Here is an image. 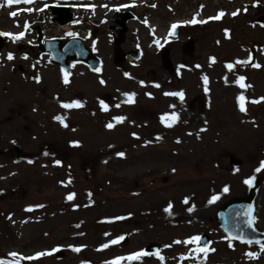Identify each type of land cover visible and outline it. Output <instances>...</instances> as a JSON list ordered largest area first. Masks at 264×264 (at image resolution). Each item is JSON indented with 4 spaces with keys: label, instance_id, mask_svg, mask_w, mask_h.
Masks as SVG:
<instances>
[{
    "label": "rangeland",
    "instance_id": "1",
    "mask_svg": "<svg viewBox=\"0 0 264 264\" xmlns=\"http://www.w3.org/2000/svg\"><path fill=\"white\" fill-rule=\"evenodd\" d=\"M137 12L148 14L160 31L174 20L197 17L198 22L182 29L181 42L161 55L142 46L139 68L126 59L117 67L113 53L116 46L123 55L133 50L136 23L130 20L128 32L114 30L115 39L121 38L117 45L98 31L103 84L98 86L84 69L73 72L72 83L77 88L81 81L78 97L85 103L83 109L67 111L64 129L55 126L58 120L52 115L60 108L57 100H50L44 81L37 90L36 72L20 62L19 50L35 49L29 42L3 41V264H264V242L231 240L214 218L222 204L246 196L245 180L256 177L254 224L264 233V169L256 171L264 161V0H157ZM221 12L220 19H213ZM54 23L47 19L46 37L56 34ZM89 25L85 22L83 28L92 29ZM19 29L1 10L0 30L16 34ZM251 50V64L237 63L248 61ZM10 52L12 63L5 59ZM241 76L244 88L238 83ZM180 92L183 100L165 95ZM126 94H134V103L126 102ZM240 95L246 98V112L239 109ZM98 99L107 111H94ZM173 114L178 119L167 127L171 121L163 118ZM118 117L124 118L122 123L116 122ZM109 123L114 127H106ZM48 147L56 153L44 152ZM231 158L240 164L234 167ZM213 196L219 198L209 203ZM169 204L170 212L165 211ZM202 234L211 240L208 248L215 249L206 258L198 242L186 243ZM149 245L160 248L159 256L130 259ZM246 253L259 256L252 259Z\"/></svg>",
    "mask_w": 264,
    "mask_h": 264
},
{
    "label": "flooded vegetation",
    "instance_id": "2",
    "mask_svg": "<svg viewBox=\"0 0 264 264\" xmlns=\"http://www.w3.org/2000/svg\"><path fill=\"white\" fill-rule=\"evenodd\" d=\"M83 1L84 0H34V3L32 4H25L26 9L31 8L32 11L18 10L19 15L12 18H9V13L16 10V8L19 6L13 5L12 7H8L5 5L3 7H0V11L3 10L5 16L8 19L12 20L13 24L15 23L16 27L20 28L18 33L25 32V36L23 39L20 40L22 41L20 44L24 42H29L28 46L31 49H35V51H30V52H24L18 49L20 52V62H28L27 64L28 70L30 72H36L34 76V82L36 83V85L35 84L34 85L36 86V88L38 86L41 87L42 85L40 84H42L44 81V84H46L48 88L47 91L49 93L50 100H54V101L57 100L58 107L60 108L56 110L55 107V110L52 114L53 117L61 116L66 119L67 111H76L79 109H83V106L79 108H71V109H65L62 106H60L63 103H72V102H79L82 104L81 99L83 101L85 100V98L83 97H78V94L80 93V91H82L81 81L77 88L72 83V76L75 70L76 72H82L83 69L86 70L88 73H91L92 75L95 76L96 84L98 86H102L103 83H101V81H103L102 74L104 70V61L99 56V49H98L99 38L102 37L104 40L109 39L110 43L114 44L116 40L121 39V38L115 39L114 30L121 33L125 28V30H127L128 32L129 30L128 25L130 20H131L130 23H136L139 29L136 31L138 35L134 40L135 44L133 50H129L127 52L128 53L127 55L121 54L120 58L117 59L118 60L117 63L119 65H121L122 62L126 59V63L128 62L129 65L135 67L139 65V61L142 59V57L145 54V49H143L142 46L145 48L146 47L151 48V50L157 53V56L161 55L164 49L167 48L168 46L181 42L179 39L180 32L182 29H185L187 27V26L180 27L179 36L175 39H171L169 37H166L165 35V38L161 40V44H159V42L156 39L157 28L155 27H157V24L152 23L151 18L148 16V14L137 12V10H140L141 7L150 6L152 2L157 0H148L147 2H145L146 0H97L98 10L100 12L101 17L96 20L87 21L88 24H90L89 27H91L92 29H89L90 31L88 32L87 37L85 39L86 44L89 46V48L93 50V55L95 56V58L96 59L98 58L100 61V65L98 68L99 71L97 72L95 71V69H91V67H89L86 63L80 61H73L70 59L67 60V56L61 55L60 53L54 50L48 53L46 51L48 48V44L44 42L39 43L37 40V34H36L37 28L41 29V25L46 19H54L58 14L63 12L61 11L62 8H66L67 10L69 9L72 10L73 8L78 9L80 8V6L86 3ZM3 2L4 0H0V3ZM79 20H81L78 21L79 25H82V19L79 18ZM25 24L28 25L27 29H25ZM99 27L102 28L97 29ZM105 27H107V31L103 29ZM98 31L101 37L98 36ZM0 32L2 31L0 30ZM146 37H148L150 43H148L149 40H147ZM3 38L5 40L11 39L9 37H3ZM253 51L254 50H251L250 54H252ZM10 53H12L14 56L13 52ZM51 53H53L54 56L57 57V61H53ZM25 56H27V59L24 58ZM250 58L252 59V57ZM5 59L8 63L9 62L12 63L14 61V59L8 60L7 56ZM134 61H136V63ZM114 63L116 64L115 61ZM116 66L119 67L117 64ZM174 66H175V62H174ZM17 67L21 68L20 63L16 66V68ZM139 67L140 66H137L136 68ZM65 70L69 73L68 75L69 83L67 84L64 83ZM174 71L176 73V69H174ZM49 74H51L50 77L48 76ZM25 76L26 75L22 73V77L25 78ZM36 77H39V83H37ZM72 85L74 87H71ZM50 86L54 88L52 92L49 91ZM69 88H72L73 90L67 92ZM37 90L39 91V88H37ZM68 96L73 97L75 100L74 99L67 100ZM81 96H83L82 93ZM106 98L109 99L108 96ZM95 101H96V109H94V111L101 113L102 110L101 100L98 99ZM84 103L85 102H83L82 105H84ZM65 119H64V123L68 125V122L66 123ZM58 123L56 122L55 126L60 127L62 129L67 128L64 127L60 121H58ZM46 148L44 149V152L49 153L48 150H50L52 153H56L55 150H51L49 147L48 149ZM15 149L16 151L19 152L21 151L19 147H15Z\"/></svg>",
    "mask_w": 264,
    "mask_h": 264
},
{
    "label": "water",
    "instance_id": "3",
    "mask_svg": "<svg viewBox=\"0 0 264 264\" xmlns=\"http://www.w3.org/2000/svg\"><path fill=\"white\" fill-rule=\"evenodd\" d=\"M65 13V12H64ZM125 31V28L123 32ZM122 33V32H121ZM178 31L175 30L173 36H176ZM42 35L41 32L38 31V41L41 43ZM3 39L0 37V51L3 45ZM119 40L115 41V45H117ZM45 43L49 44L50 49L46 51L51 52L52 50L64 54L67 56V60L73 61H81L86 62L90 67H95L98 60L92 56V50L85 46L81 39H54L45 41ZM190 47V46H189ZM190 50L193 48L190 47ZM51 50V51H50ZM53 61H57V58L51 53ZM115 62L117 65V59L120 58L121 53L118 52L117 48L114 49ZM253 56V54H252ZM66 58V57H65ZM231 165L234 167L240 164V161L235 158H231ZM259 178H253L252 184L250 185L249 191L246 196L238 197L228 200L226 203L222 204L215 213V222L229 237H236L235 239L246 241L247 243L252 242H262L264 241V233L258 231L254 223L251 227L247 225V220L249 217L247 216V209L249 206L253 208L252 216L254 213V199L256 197V192L259 186ZM199 242L202 246H207L209 243V238L206 235H202L200 237ZM158 246L149 245L146 247L145 252L157 251Z\"/></svg>",
    "mask_w": 264,
    "mask_h": 264
},
{
    "label": "snow or ice",
    "instance_id": "4",
    "mask_svg": "<svg viewBox=\"0 0 264 264\" xmlns=\"http://www.w3.org/2000/svg\"><path fill=\"white\" fill-rule=\"evenodd\" d=\"M32 3H34V0H4L3 3H0V7H3L5 5L8 6V7H12L13 5L32 4ZM24 10L25 11H32L31 8L24 9ZM10 15L12 17H16V16L19 15V12L18 11H13V12L10 13ZM223 15H224V13L221 12L219 15H217L213 19H220ZM233 15H236V13H233ZM197 22L198 21H196V20H193L192 21V23H197ZM176 27H177L176 25H173L172 26V33H170V34H174ZM27 28H28V25L25 24V29H27ZM69 35H74V34L69 33ZM24 36H25V32H20L18 34H13V33H10V32H0V37H9L13 41L21 40V39L24 38ZM24 58L27 59V56H25ZM7 59L8 60H13L14 59L13 54L12 53H9L8 56H7ZM250 62H251V58L248 61H237V63H250ZM252 66L253 67H256V68L261 67L259 64H252ZM228 67H229V69H231L233 67V65L229 64ZM95 71L98 72L99 69L97 68V69H95ZM68 75H69V73L65 70L64 71V83L65 84L69 83ZM203 79H204L205 84H207V77H204ZM244 79L245 78L243 76H241V77L238 78V83L240 84V87H242V88L246 87L245 84L243 83ZM36 81H37V83H39V77H36ZM101 83H103V81H101ZM156 87H159V85H156ZM247 87H251V86L248 85ZM205 90L207 91V88ZM126 95H128V94H126ZM165 95H178L181 98V100H183V95L184 94H183V92H180V93H165ZM262 99H264V98H262ZM126 102L127 103H130V104L131 103H134V94L128 95V98H127ZM238 102H239V109H240V111L241 112H246L247 111V108L245 106L246 98L243 95H240L238 97ZM250 102L251 103H260L261 101L260 100H253V101H250ZM101 103H102L103 110L104 111H107L108 110L107 106L106 105H103V102H101ZM61 106L63 108H65V109H71V108H79V107H82L83 105L81 103H79V102H72V103H63ZM117 107H119V105H117ZM55 119L58 120V121H60L61 124L64 127H67L68 126L67 124L64 123V119H65L64 117L57 116V117H55ZM123 119H124L123 117H118V118H116V122L117 123H122L123 122ZM163 119L170 120L171 123H167L166 126L167 127H172L173 124L177 121L178 116H176L175 114H173L171 117H165ZM106 127H108L109 129H111V128L114 127V125L112 123H109V124L106 125ZM201 131H205V129H201ZM118 155L123 156L124 153H118ZM57 163L59 164V161H57ZM262 169H264V161L261 162L260 168H257L256 171L259 172ZM69 183H70V181H69ZM245 183L251 185L252 184V180H245ZM224 191L227 192L228 191V188L225 187ZM74 196H75L74 193L73 194H70L67 197V199L71 200V199L74 198ZM218 198H219L218 196H213L210 199L209 203H214ZM184 202L187 203V199ZM191 210L192 209H189V211H191ZM165 211H168V212L171 211V204H169V207L167 209H165ZM252 212H253V208L251 206H249V208L247 209V213H246L247 216L249 217V219L247 220V225L249 227L252 226V224L254 222V219H255L252 216ZM235 238L236 237H234V236L231 237V239H235ZM121 239H123V238H121ZM199 240H200L199 237H195L192 240L186 241V243H197ZM118 242H119V240L112 241L113 244L118 243ZM242 242H246V241H242ZM176 243H180V241H176ZM257 243H260V242L257 241ZM104 247H108V245H104ZM230 247H231V245H230ZM74 250L75 251H80V249H78V248L77 249H74ZM198 251L201 252V253H203L204 256H205V258H206L207 257V254L209 253V251H213L214 252L215 249H209L208 247L205 246V247L198 248ZM261 251H264V244H261ZM49 254L50 253H41L40 255H49ZM12 255L15 256L16 254H12ZM142 255H147V253L146 252L137 253L135 256L130 257V259H138ZM246 255L249 256V258H252V259H257L258 256H259L258 253H246ZM29 259H32V258H29ZM0 264H3V261H0ZM116 264H119V262L117 261Z\"/></svg>",
    "mask_w": 264,
    "mask_h": 264
}]
</instances>
